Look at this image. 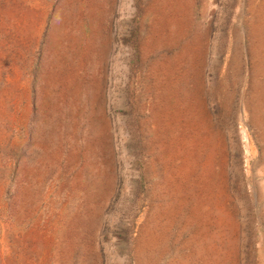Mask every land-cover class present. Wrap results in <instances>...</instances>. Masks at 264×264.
Returning <instances> with one entry per match:
<instances>
[{"label":"rangeland","instance_id":"rangeland-1","mask_svg":"<svg viewBox=\"0 0 264 264\" xmlns=\"http://www.w3.org/2000/svg\"><path fill=\"white\" fill-rule=\"evenodd\" d=\"M0 264H264V0H0Z\"/></svg>","mask_w":264,"mask_h":264}]
</instances>
